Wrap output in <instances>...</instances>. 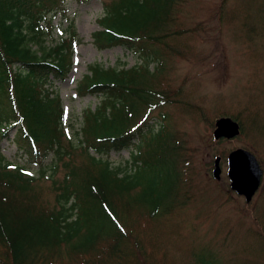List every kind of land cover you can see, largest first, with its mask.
I'll list each match as a JSON object with an SVG mask.
<instances>
[{
  "label": "trees",
  "instance_id": "obj_1",
  "mask_svg": "<svg viewBox=\"0 0 264 264\" xmlns=\"http://www.w3.org/2000/svg\"><path fill=\"white\" fill-rule=\"evenodd\" d=\"M67 1L0 0V142L16 129L12 139L25 157V164H14L0 150V264H159L157 236L149 223L167 216L174 206H165L171 196L169 186L165 200L154 182L148 196L143 172L149 166L163 178L172 163L158 148L149 151L153 158L147 161L143 150L158 147L155 141L160 139L164 149L169 145L163 129L156 131L147 117L173 102L174 96L164 89L165 81L155 87L149 78L153 74L140 80L138 68L147 69L156 61L155 67L165 66V58L173 55L168 38L182 0L106 3L102 29L93 33L97 49L122 45L140 54L143 63L131 68L89 66L78 81L77 93L102 99L100 106L85 112L84 126L76 133L78 143L63 126L64 107L53 88L57 80L67 79L73 67L76 30L71 26L69 38L47 47L41 26L50 14L66 11ZM34 44L39 47L33 48ZM165 119L166 115L161 117V124ZM152 131L155 136L149 135ZM179 146L176 143L171 153L180 164ZM124 149H134V172L123 173L103 157ZM92 150L100 156L97 160H104L102 169L90 166V160L75 162L84 154L96 158ZM160 163L163 168H158ZM59 171L64 174L57 181L54 175ZM46 176L53 180V204L37 191ZM169 180L167 175L166 184ZM182 192L175 199L186 198ZM260 245L263 252L264 244Z\"/></svg>",
  "mask_w": 264,
  "mask_h": 264
},
{
  "label": "rangeland",
  "instance_id": "obj_2",
  "mask_svg": "<svg viewBox=\"0 0 264 264\" xmlns=\"http://www.w3.org/2000/svg\"><path fill=\"white\" fill-rule=\"evenodd\" d=\"M110 1L68 0L66 11L50 14L41 23L45 31L43 45L47 47L55 46L61 38H69L71 26L76 30L78 43L73 48V67L67 79L57 80L53 87L64 107L63 126L76 140L80 138L77 131L84 126L85 112L100 106L102 99L101 95L77 93L78 81L89 72V66L101 63L105 67L131 68L143 63L140 54L122 45L97 49L94 44L93 33L102 29L100 19ZM176 14L168 38L172 45L168 49L173 55L165 58L166 67H155L156 61L148 70L138 68L140 80H145L147 73L153 74L149 78L155 87L158 89L165 81L164 89L174 96L173 102L154 109L147 117L156 131L163 129L169 145L164 149L160 139L155 141L158 147L155 144L143 150L147 161L153 158L149 151L158 148L161 154L167 152L172 163L163 178L157 169L143 168V179L149 187L143 186L148 196L151 198L152 182L164 200L169 186L171 196L164 205L174 206L167 216L149 223L157 236L156 260L159 264H264V250L260 251L264 235L259 237L264 229L260 222L264 211V174L257 194L247 203L231 190L227 172L229 153L240 147L252 150L264 170V0H182ZM164 115L166 119L161 124ZM221 116L240 121L243 131L239 137L214 140L213 128ZM15 132L16 129L11 130L10 137ZM155 134L152 131L149 135ZM176 143H180V164L176 154L171 153ZM134 149L113 150L103 157L110 166L124 169L123 173L134 172L137 168L132 165ZM0 150L10 160L24 161L13 141L3 140ZM91 153L96 158L84 154L76 156L75 162L90 160V166L102 169L104 160H97L100 156L93 150ZM217 156L222 158L219 181L212 172ZM158 168H163V164ZM31 170L38 173L34 167ZM63 174L57 172L54 179L60 181ZM167 175H170L168 184ZM52 185L53 180L46 176L37 186L38 193H43L51 204L55 193L50 190ZM181 189L186 198L175 199Z\"/></svg>",
  "mask_w": 264,
  "mask_h": 264
},
{
  "label": "water",
  "instance_id": "obj_3",
  "mask_svg": "<svg viewBox=\"0 0 264 264\" xmlns=\"http://www.w3.org/2000/svg\"><path fill=\"white\" fill-rule=\"evenodd\" d=\"M240 123L234 118L219 117L215 124L213 137L215 140L221 138L231 139L240 136ZM213 174L220 180L222 176L221 156L214 160ZM228 176L231 189L246 197L250 202L260 187L264 170L256 155L243 147L233 149L228 156Z\"/></svg>",
  "mask_w": 264,
  "mask_h": 264
}]
</instances>
